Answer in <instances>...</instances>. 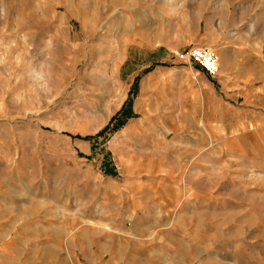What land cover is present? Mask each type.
I'll use <instances>...</instances> for the list:
<instances>
[{
  "label": "rangeland",
  "instance_id": "374dc122",
  "mask_svg": "<svg viewBox=\"0 0 264 264\" xmlns=\"http://www.w3.org/2000/svg\"><path fill=\"white\" fill-rule=\"evenodd\" d=\"M0 264H264V0H0Z\"/></svg>",
  "mask_w": 264,
  "mask_h": 264
},
{
  "label": "built area",
  "instance_id": "2783aa9c",
  "mask_svg": "<svg viewBox=\"0 0 264 264\" xmlns=\"http://www.w3.org/2000/svg\"><path fill=\"white\" fill-rule=\"evenodd\" d=\"M177 57L182 62L200 67L212 78L219 76V55L209 47H191L178 53Z\"/></svg>",
  "mask_w": 264,
  "mask_h": 264
},
{
  "label": "trees",
  "instance_id": "16d2710c",
  "mask_svg": "<svg viewBox=\"0 0 264 264\" xmlns=\"http://www.w3.org/2000/svg\"><path fill=\"white\" fill-rule=\"evenodd\" d=\"M121 115H122V118H123V119H122L123 121H121V122H122L121 125H123L124 122H125L128 118H130V117L133 116L132 111H131V102H129L128 104H126V105L123 107V109H122V111H121ZM84 140H87V138L84 139Z\"/></svg>",
  "mask_w": 264,
  "mask_h": 264
},
{
  "label": "bare ground",
  "instance_id": "6f19581e",
  "mask_svg": "<svg viewBox=\"0 0 264 264\" xmlns=\"http://www.w3.org/2000/svg\"><path fill=\"white\" fill-rule=\"evenodd\" d=\"M40 75H41L42 77H46V76H45L44 74H42V73H41Z\"/></svg>",
  "mask_w": 264,
  "mask_h": 264
},
{
  "label": "clouds",
  "instance_id": "9594fccd",
  "mask_svg": "<svg viewBox=\"0 0 264 264\" xmlns=\"http://www.w3.org/2000/svg\"><path fill=\"white\" fill-rule=\"evenodd\" d=\"M40 79L42 80V77Z\"/></svg>",
  "mask_w": 264,
  "mask_h": 264
},
{
  "label": "crops",
  "instance_id": "0c3cea01",
  "mask_svg": "<svg viewBox=\"0 0 264 264\" xmlns=\"http://www.w3.org/2000/svg\"><path fill=\"white\" fill-rule=\"evenodd\" d=\"M229 60H230V58H229Z\"/></svg>",
  "mask_w": 264,
  "mask_h": 264
}]
</instances>
